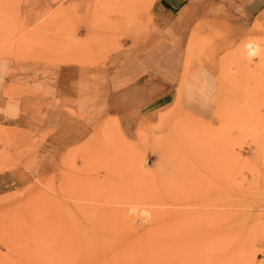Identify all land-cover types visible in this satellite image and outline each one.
<instances>
[{"label":"rangeland","instance_id":"1","mask_svg":"<svg viewBox=\"0 0 264 264\" xmlns=\"http://www.w3.org/2000/svg\"><path fill=\"white\" fill-rule=\"evenodd\" d=\"M157 2L0 0V264H264V13L199 26L170 107L121 126Z\"/></svg>","mask_w":264,"mask_h":264},{"label":"crops","instance_id":"2","mask_svg":"<svg viewBox=\"0 0 264 264\" xmlns=\"http://www.w3.org/2000/svg\"><path fill=\"white\" fill-rule=\"evenodd\" d=\"M155 6V30L140 49L121 60L115 74L118 84L109 94L110 115L121 126L132 125L135 119L149 118L170 107L185 64L190 35L203 34L199 26L207 27L211 35H222L231 41L230 28L234 30L235 24L264 13V0H158ZM163 53L177 55L175 62H167L170 69L178 70L177 75L155 72L158 68L153 67L150 68L154 71L145 73L131 71L138 59L150 55L159 59Z\"/></svg>","mask_w":264,"mask_h":264},{"label":"bare ground","instance_id":"3","mask_svg":"<svg viewBox=\"0 0 264 264\" xmlns=\"http://www.w3.org/2000/svg\"><path fill=\"white\" fill-rule=\"evenodd\" d=\"M248 48L250 49V53L251 54H255L257 52V50H258V46L253 44V43L252 44L250 43ZM115 125H117V124H115Z\"/></svg>","mask_w":264,"mask_h":264}]
</instances>
